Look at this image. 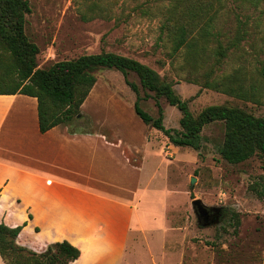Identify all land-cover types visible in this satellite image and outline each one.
<instances>
[{
    "label": "rangeland",
    "instance_id": "rangeland-1",
    "mask_svg": "<svg viewBox=\"0 0 264 264\" xmlns=\"http://www.w3.org/2000/svg\"><path fill=\"white\" fill-rule=\"evenodd\" d=\"M31 14L26 17L25 34L38 48L36 65L47 69L56 62L82 55L113 53L138 61L173 84L175 93L189 101L196 116L210 106L239 108L255 117L264 113V98L257 104L191 82L183 56H171L170 44L160 27L166 10L179 0H26ZM196 6L205 0H182ZM216 28L232 36L238 20L246 22L248 36L230 55L220 73L241 69L245 88L264 93L257 74L264 60V11L230 0L218 11ZM204 69L200 71L203 72ZM218 73V74H220ZM97 82L80 108L78 118L67 123L71 129L87 130L92 120H104L107 127L118 125L142 153L129 154L140 165L143 158L142 197L125 264H264V158L253 156L233 165L220 156L224 139L222 123L206 126L197 151L171 145L162 133L145 126L133 111L135 94L115 70L97 73ZM128 80L141 89L138 78ZM143 111L157 117L152 99L140 101ZM163 125L180 130V113L164 100ZM149 137L151 147L144 145ZM194 184L191 185V180ZM201 200L217 221L202 225L191 202ZM237 214L239 223L229 219ZM15 256L9 258L13 264Z\"/></svg>",
    "mask_w": 264,
    "mask_h": 264
},
{
    "label": "trees",
    "instance_id": "trees-1",
    "mask_svg": "<svg viewBox=\"0 0 264 264\" xmlns=\"http://www.w3.org/2000/svg\"><path fill=\"white\" fill-rule=\"evenodd\" d=\"M226 1L205 0V3L193 6L179 0L166 10L160 30L170 44L171 56H183L186 68L193 74L191 82L201 89L260 104L264 93L252 85L245 88L242 68L220 73L230 55L240 49L248 36L247 23L240 20L232 36L224 35L216 28L215 18ZM230 1L253 9L261 7L264 11V0ZM30 14L26 0H0V96L35 98L40 133L75 121L97 82V73L115 70L135 94V115L145 126L162 133L171 145L197 151L201 148L203 129L219 122L224 127L219 150L223 160L237 165L255 155L264 158V113L255 117L239 108L210 106L194 116L189 110V101L175 93L171 82L131 58L113 53L82 55L56 62L47 69H38V48L25 34L26 17ZM130 74L138 78L144 97L140 96L139 87L128 80ZM257 74L264 82V60ZM143 99L154 101L156 118L141 109L139 104ZM161 100L180 113V130L164 127ZM259 194L264 196L263 191ZM229 219L234 224L239 223L235 213ZM20 231L21 227L9 228L0 224V256L5 264H9L11 256H15L13 264H69L80 256L79 250L66 241L50 244L39 254L20 247L16 244Z\"/></svg>",
    "mask_w": 264,
    "mask_h": 264
},
{
    "label": "crops",
    "instance_id": "crops-1",
    "mask_svg": "<svg viewBox=\"0 0 264 264\" xmlns=\"http://www.w3.org/2000/svg\"><path fill=\"white\" fill-rule=\"evenodd\" d=\"M91 125L42 134L35 98L0 96V224L37 254L66 241L80 252L69 264H125L143 177L129 154L142 152L118 125Z\"/></svg>",
    "mask_w": 264,
    "mask_h": 264
},
{
    "label": "water",
    "instance_id": "water-1",
    "mask_svg": "<svg viewBox=\"0 0 264 264\" xmlns=\"http://www.w3.org/2000/svg\"><path fill=\"white\" fill-rule=\"evenodd\" d=\"M191 185L194 184V179L191 180ZM191 206L193 209V212L195 213V215L197 216L199 223L201 222V219H203L204 223L202 225H209V224H213L217 221L216 216H209V214H211V212H214L215 215L216 213H218L217 209H211V208H207L205 205H203V203L201 202V200L199 199H195L191 202Z\"/></svg>",
    "mask_w": 264,
    "mask_h": 264
},
{
    "label": "flooded vegetation",
    "instance_id": "flooded-vegetation-1",
    "mask_svg": "<svg viewBox=\"0 0 264 264\" xmlns=\"http://www.w3.org/2000/svg\"><path fill=\"white\" fill-rule=\"evenodd\" d=\"M211 214H209V216H210Z\"/></svg>",
    "mask_w": 264,
    "mask_h": 264
}]
</instances>
